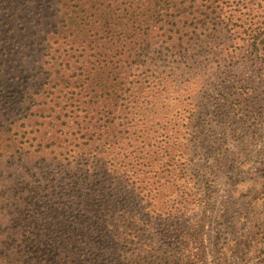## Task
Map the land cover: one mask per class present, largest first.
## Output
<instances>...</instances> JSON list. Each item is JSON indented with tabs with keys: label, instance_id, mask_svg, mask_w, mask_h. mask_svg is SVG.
Returning <instances> with one entry per match:
<instances>
[{
	"label": "trees",
	"instance_id": "16d2710c",
	"mask_svg": "<svg viewBox=\"0 0 264 264\" xmlns=\"http://www.w3.org/2000/svg\"><path fill=\"white\" fill-rule=\"evenodd\" d=\"M251 11L245 0H0V264H205L197 225L183 223L209 199L190 148L225 163L201 124L228 120L236 101L207 79L241 51L264 65ZM180 178L191 185L173 194Z\"/></svg>",
	"mask_w": 264,
	"mask_h": 264
},
{
	"label": "rangeland",
	"instance_id": "374dc122",
	"mask_svg": "<svg viewBox=\"0 0 264 264\" xmlns=\"http://www.w3.org/2000/svg\"><path fill=\"white\" fill-rule=\"evenodd\" d=\"M245 1L252 5L253 23H264V0ZM241 54L238 65L221 63L216 69L217 78L207 79L210 89L232 88L231 99L236 101L231 109H226L230 111L225 117H229L228 120L219 122V117L210 116L201 124L208 144L224 152L225 163H213L206 157L204 146L190 148L193 152L189 154V167H202V178L210 185L209 199L187 212L189 216L183 223L197 225L205 264H218L219 257L223 258V264H264V65L252 60V50L241 51ZM248 54L252 58H248ZM247 59L251 60L246 62ZM205 94L209 99V93ZM242 95L247 99L243 100ZM174 131L177 140L173 150L178 154L183 152L185 143L181 140L187 131L178 122ZM175 183L177 188L173 194L180 189L179 183L185 187L191 185L187 178Z\"/></svg>",
	"mask_w": 264,
	"mask_h": 264
}]
</instances>
